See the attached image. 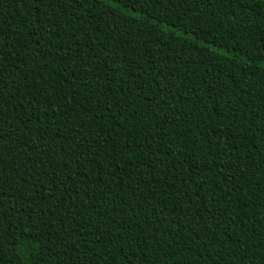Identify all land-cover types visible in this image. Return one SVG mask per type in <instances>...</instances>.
I'll return each instance as SVG.
<instances>
[{
	"label": "trees",
	"instance_id": "16d2710c",
	"mask_svg": "<svg viewBox=\"0 0 264 264\" xmlns=\"http://www.w3.org/2000/svg\"><path fill=\"white\" fill-rule=\"evenodd\" d=\"M0 264H264V0H0Z\"/></svg>",
	"mask_w": 264,
	"mask_h": 264
}]
</instances>
